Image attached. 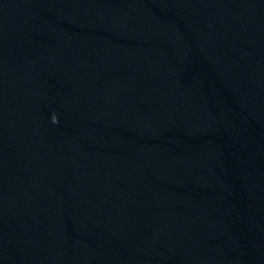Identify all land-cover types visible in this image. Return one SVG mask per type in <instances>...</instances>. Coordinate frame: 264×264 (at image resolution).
Returning <instances> with one entry per match:
<instances>
[{
	"label": "clouds",
	"instance_id": "clouds-1",
	"mask_svg": "<svg viewBox=\"0 0 264 264\" xmlns=\"http://www.w3.org/2000/svg\"><path fill=\"white\" fill-rule=\"evenodd\" d=\"M51 122H52L53 124H56V123L59 122V121H58V117L56 116L55 113L52 114Z\"/></svg>",
	"mask_w": 264,
	"mask_h": 264
}]
</instances>
